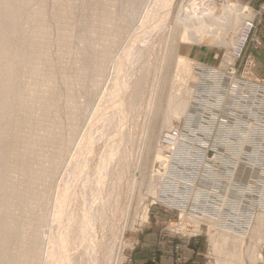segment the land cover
Listing matches in <instances>:
<instances>
[{
	"label": "rangeland",
	"instance_id": "rangeland-1",
	"mask_svg": "<svg viewBox=\"0 0 264 264\" xmlns=\"http://www.w3.org/2000/svg\"><path fill=\"white\" fill-rule=\"evenodd\" d=\"M229 3L241 17L193 40L182 0L5 6L21 11L0 59V264H264V73L250 53L264 2ZM216 230L244 248H213Z\"/></svg>",
	"mask_w": 264,
	"mask_h": 264
},
{
	"label": "bare ground",
	"instance_id": "bare-ground-1",
	"mask_svg": "<svg viewBox=\"0 0 264 264\" xmlns=\"http://www.w3.org/2000/svg\"><path fill=\"white\" fill-rule=\"evenodd\" d=\"M11 0H0V3L3 5V7H0V17H4L3 24H0V59L6 58L8 56L9 52V46H8V39H7V31L5 28L7 25L12 22H15L17 17L19 16V13L21 11V7H17V10L9 12L7 8V5L9 4ZM20 1V0H17ZM163 1V0H162ZM176 1V0H175ZM184 3V7L177 9L176 15L180 17V21L182 22V27L184 29L183 31V38L193 40L196 39L195 37H198L197 35H203L205 33H210V31H217L221 30L222 28H226L227 26H231L237 21L240 16V10L235 7L234 4L229 3V0H223L224 4L221 7H217V3L214 0H182ZM199 2V10L196 11L193 10L192 7H194V3ZM192 6H189L191 5ZM190 7V8H189ZM219 9H221L223 12L226 13V18H221L218 15ZM143 16V15H142ZM213 27V28H212ZM211 28V29H210ZM207 29H210L209 31H206ZM130 33V32H129ZM215 33V32H214ZM239 40V39H238ZM238 43V41H237ZM118 53V52H117ZM123 55V54H122ZM123 59L122 57L115 58L114 60V71H117L118 64L120 60ZM112 60V59H111ZM113 61V60H112ZM185 59L181 56L178 57V63H184ZM1 76L0 79V100L2 107L7 105V102L9 103V94H10V88L8 87L7 83L5 82L7 79L6 71L1 70ZM117 73V72H116ZM9 79V78H8ZM255 221L252 222L253 230L254 232H261V228H264V214L257 213L255 216ZM212 237L211 242L213 243V248H216L218 245H221L224 248H228L229 250L227 252H230L233 256H235L237 250L240 248H244L245 240L242 236L232 234L231 232H224L216 230L214 234L210 235ZM257 239L260 240L259 235L257 236ZM231 246V248L229 247ZM235 250H233V248ZM258 250L260 251V248L262 246H259L257 244L256 246ZM256 260L258 262H261V255L259 252H257ZM257 263V262H256ZM258 264V263H257Z\"/></svg>",
	"mask_w": 264,
	"mask_h": 264
},
{
	"label": "built area",
	"instance_id": "built-area-1",
	"mask_svg": "<svg viewBox=\"0 0 264 264\" xmlns=\"http://www.w3.org/2000/svg\"><path fill=\"white\" fill-rule=\"evenodd\" d=\"M242 30L239 36V40L238 43L236 45V47H234L233 53H232V57L235 60H239L241 59V56L243 55L244 52V47H245V42L247 40L248 34L250 33L251 29L253 28V21L251 19H247L246 21H244V23L242 24ZM250 64L249 65H247ZM244 65V67L242 68L243 71L242 73H246L249 74L250 73V68H251V60ZM248 66V67H246ZM234 67H229V71L227 72L230 75H233L234 73ZM251 84H255L257 81L253 78L251 80H248ZM252 121H255V118H252ZM171 138H173L174 140H177L180 138L181 133L175 129L173 131H171L170 135Z\"/></svg>",
	"mask_w": 264,
	"mask_h": 264
},
{
	"label": "crops",
	"instance_id": "crops-1",
	"mask_svg": "<svg viewBox=\"0 0 264 264\" xmlns=\"http://www.w3.org/2000/svg\"><path fill=\"white\" fill-rule=\"evenodd\" d=\"M243 3H246L251 6H257L259 3L264 2V0H241ZM258 37H259V46L257 49H251L250 53L255 61V73H264V17L262 19V22L258 28ZM202 56V54H199L198 56ZM200 56V58H202ZM207 55L203 54V59L206 58ZM197 262V259L194 258L193 263ZM191 263V264H193ZM161 264H172L171 263V257H164V260H162ZM189 264V263H186Z\"/></svg>",
	"mask_w": 264,
	"mask_h": 264
}]
</instances>
